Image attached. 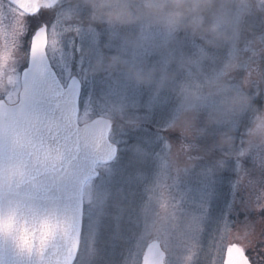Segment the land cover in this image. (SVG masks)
Returning a JSON list of instances; mask_svg holds the SVG:
<instances>
[{
	"label": "snow or ice",
	"instance_id": "obj_1",
	"mask_svg": "<svg viewBox=\"0 0 264 264\" xmlns=\"http://www.w3.org/2000/svg\"><path fill=\"white\" fill-rule=\"evenodd\" d=\"M257 7L260 11L249 13L243 22L260 34L264 33V0H257ZM242 8L236 9L238 23ZM87 11L72 0H0V33L21 25L24 53L10 70L9 86L0 91V264H181L186 253L191 254V264H205L209 256V264H252L246 246L220 244L224 232L238 222L247 237L256 223L252 216L264 220V194L260 191L264 179H255L254 159L243 149L242 140L238 155L221 154L215 163L224 168L231 161L233 188L243 193L240 203L249 214L240 221L225 215L207 234L203 211L186 209L182 197L174 195L177 177L191 167L174 166L173 154L181 162L193 156L191 142L180 135L169 139L175 131V116L161 126L163 147L156 154L159 170L154 178L112 167L120 150L117 136L126 127H138L140 116L131 114L128 102L114 93L85 102L82 85L94 75L87 73L92 58L84 55L82 38L87 35L89 49H96L101 25L85 26L74 19ZM150 29L141 26L142 42L131 49V59H140L138 50L153 40ZM50 32L58 36L55 47L49 43ZM195 50L205 52L199 43ZM231 56L252 62L242 63L232 76L234 84L257 66L264 69V53L245 40L216 50L208 62L201 61L197 66L200 76L206 77L217 67L218 57ZM104 74L113 83L121 75ZM182 80L200 82L191 71ZM251 94L256 105L264 106L258 103L264 98V87L257 86ZM212 103L215 101H206L202 107ZM116 113L131 114L134 122L123 126L112 118ZM249 119L250 113L245 111L230 123L239 131ZM134 151L144 158L139 146ZM134 180L141 181L139 189ZM162 193L168 194L180 224L163 236H153L150 220ZM188 217L192 222L185 227ZM44 226H50L51 232L41 243ZM28 233L30 246L21 242ZM115 240L122 245L119 259L110 251Z\"/></svg>",
	"mask_w": 264,
	"mask_h": 264
},
{
	"label": "clouds",
	"instance_id": "obj_2",
	"mask_svg": "<svg viewBox=\"0 0 264 264\" xmlns=\"http://www.w3.org/2000/svg\"><path fill=\"white\" fill-rule=\"evenodd\" d=\"M72 3L87 8V15L74 17L85 26L101 24L126 29L122 33V44L129 49L138 47L142 42L141 26L161 30V38L152 40L151 44L157 52L164 54L162 62L133 60L121 51L93 54L92 49H87L85 55L93 57L87 69L89 75L122 74L138 86L151 88L157 93L169 90L174 94L177 110L172 127L193 145L191 158L186 156L181 162L173 154L174 166L193 167L198 157L211 151L236 156L242 140L243 149L254 159L255 179H264V106L256 105L251 94L257 86L264 87V69L257 66L235 84L232 76L241 70L242 63H252L244 57H218L217 67L206 77L200 76L197 70L198 64L211 60L216 50L235 47L245 40L258 53H264V33H255L243 22L249 13L260 11L257 0H72ZM241 6V22L238 23L236 9ZM133 26L139 27L133 31ZM180 34L198 41L205 52L195 50L187 53L179 49L176 38ZM21 35L22 26L19 24L11 32L0 33V91L9 86L10 70L24 56ZM57 41V34L50 32V45L55 47ZM173 49H176L175 54H170ZM190 71L200 81L198 85L182 80L183 74ZM209 100L215 103L202 107ZM245 111L250 113V119L237 131L230 121ZM202 112L203 123L200 122ZM112 118L119 119L123 126L134 122L131 114L120 116L116 113ZM210 128L220 130L215 140L205 148L197 140L205 136ZM260 191L264 194V186L260 187ZM161 195L158 213L149 228L153 236H163L164 231L176 229L180 224L168 194ZM191 222L192 217H188L185 227ZM4 223L7 227L8 221ZM50 232V226L42 227L41 243L48 239ZM21 242L30 246L31 233L22 235ZM181 264H191L190 253L182 256Z\"/></svg>",
	"mask_w": 264,
	"mask_h": 264
},
{
	"label": "rangeland",
	"instance_id": "obj_3",
	"mask_svg": "<svg viewBox=\"0 0 264 264\" xmlns=\"http://www.w3.org/2000/svg\"><path fill=\"white\" fill-rule=\"evenodd\" d=\"M139 26H133L132 30H137ZM126 29H117L107 25H98L97 45L93 49V54L101 52L111 53L121 51L124 55L131 56V49L125 50L122 44V33ZM116 32L113 37L111 34ZM151 36L154 39H160L161 30L158 28L150 29ZM102 38V39H101ZM178 48L192 53L195 51V45L199 42L193 40L185 34L177 36ZM82 44L85 50L90 48V41L85 35L82 38ZM139 51V58L151 62H162L164 54L157 52L151 42L145 45ZM85 55V51H84ZM90 56L92 59V55ZM92 62V61H91ZM115 94L116 97H122L129 104L131 114L140 116V124L138 127L129 128L121 132L117 136L120 150L116 160L112 162L113 168L125 170L127 173L136 174L143 173L145 176L154 178L158 173V160L156 154L162 150L163 136L161 126L170 121L176 114L177 102L174 94L169 90H162L159 93L154 92L151 88L138 86L127 80L122 74L117 77V81L113 83L105 77L104 73L95 74L90 81H85L82 85V94L87 102L90 98L96 101L103 97ZM258 103H264V98H259ZM95 107L99 110V103H95ZM204 112L200 115V122L203 123ZM220 129L210 128L205 136L200 137L197 143L207 148L216 138V134ZM179 137L178 132H171L169 139L174 140ZM134 146H139L145 156L143 159L134 151ZM221 153L219 151H211L202 156L193 167L179 174L176 179L174 195L182 197V206L193 212L204 213V225L206 234L211 232L215 224L225 215H229L231 219L240 221L243 215L249 213L240 203L244 199L243 193L238 194L233 188L235 180V172L231 168V161L227 162L224 168H217L216 159ZM138 189L141 186L140 180H134ZM155 215L150 220L153 223ZM255 227L250 234L245 237L244 229L238 222L232 229L224 232V239L220 241L221 246L229 242H239L245 245L253 252V255L260 256L264 259V220L254 217ZM114 248L110 251L116 254L119 259V253L122 245L119 240L113 241ZM211 256L205 264H209ZM261 264V259L258 261Z\"/></svg>",
	"mask_w": 264,
	"mask_h": 264
},
{
	"label": "flooded vegetation",
	"instance_id": "obj_4",
	"mask_svg": "<svg viewBox=\"0 0 264 264\" xmlns=\"http://www.w3.org/2000/svg\"><path fill=\"white\" fill-rule=\"evenodd\" d=\"M239 243V242H238ZM241 244V243H240ZM243 245V244H242ZM245 246V245H244ZM247 253L252 260V264H258V261L261 259V264H264V259L260 258V256L253 255V252L247 248Z\"/></svg>",
	"mask_w": 264,
	"mask_h": 264
}]
</instances>
